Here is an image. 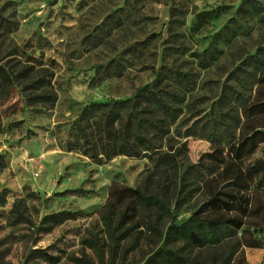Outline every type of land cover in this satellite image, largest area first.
Masks as SVG:
<instances>
[{"label":"rangeland","instance_id":"obj_1","mask_svg":"<svg viewBox=\"0 0 264 264\" xmlns=\"http://www.w3.org/2000/svg\"><path fill=\"white\" fill-rule=\"evenodd\" d=\"M256 1L259 8L247 0H0L4 17L0 22L4 126L0 154L8 162L0 172V189L9 190L8 203L0 207V237L11 233L1 247L7 250L0 255V264H23L29 249L36 248L60 255L56 264H102L81 240L88 230L102 229V218L110 208L125 214L127 224L137 226L133 235L143 232L124 264L141 262L160 239L145 223L165 229L170 219L159 211L141 209L136 196L141 192L165 195L175 220L181 223L209 195L197 183L189 184L185 192L195 190L175 210L178 166L197 164L207 176L221 183L233 181L243 192L262 188L264 137L257 134L264 130V70L251 101L240 108L242 124L230 147L185 136L186 127L177 122L170 125V133L159 141L156 151L137 157L120 155L95 164L80 150L68 149L71 125L84 105L129 97L154 78L153 70L166 56L172 64L188 61L186 67L198 73L199 80L223 79L244 50L264 42L260 23L261 17L264 22V0ZM120 8L138 22L125 20L117 28L109 27V36L93 42L98 27ZM171 9L182 24L169 27ZM111 60L123 67L121 76L93 84L98 67ZM49 93L56 99H48ZM44 95L38 102L30 99ZM209 95L214 96V91ZM203 109L196 106L198 112ZM188 115L182 114L181 119ZM16 121L21 122L19 126L8 127ZM81 186L89 189L85 196L64 193ZM29 191L40 199L36 203L40 217L63 210L80 215L50 233L10 225L7 217L16 199L33 204L27 198ZM210 205L220 209L215 201ZM243 251V264H264V248L245 247ZM104 264H110L107 254Z\"/></svg>","mask_w":264,"mask_h":264},{"label":"trees","instance_id":"obj_2","mask_svg":"<svg viewBox=\"0 0 264 264\" xmlns=\"http://www.w3.org/2000/svg\"><path fill=\"white\" fill-rule=\"evenodd\" d=\"M247 2L259 8L258 1ZM174 11L171 9L172 16ZM262 18L260 23L264 25ZM3 20L0 14V22ZM125 20L130 24L138 22L125 8L115 10L98 27L99 32L92 35V41L109 36L108 28H117ZM177 22L173 16L169 27ZM178 23L182 24V21ZM187 62L172 64L166 56L161 65L153 70L154 78L139 86L129 97L91 101L84 105L71 125L68 149L80 150L95 164L107 163L120 155L137 157L156 151L159 141L170 133V125L177 122L186 127L185 136L232 146L242 124L240 108L251 101L258 76L264 70V42L244 50V55L226 71L223 79L209 77L199 80V74L186 67ZM122 68L111 60L98 67L91 81L98 84L110 77H120ZM24 74L22 72L21 76ZM1 87L0 81V90ZM212 91L214 96L209 95ZM55 96L49 93L47 98L55 100ZM43 98H46L45 95L30 97L33 102ZM199 105L204 107L200 112L196 111ZM184 113L189 115L181 119ZM20 123L12 122L8 127H17ZM2 131L4 126L0 116V133ZM257 135L264 137V130ZM7 166L6 155L0 154V172ZM176 169L180 189L176 195L175 210L195 190L185 192L189 184L197 183L209 195L181 223L175 220L165 195L141 192L136 196L135 201L141 209L159 211L170 221L165 229L156 227L152 222L145 223V228L155 231L160 239L147 256L135 264H243L245 247L264 248V182L261 189L243 192L235 187L233 181L221 183L216 177L207 176L197 164L178 166ZM210 185L214 187L210 189ZM64 193L85 196L89 189L81 186ZM8 196V189H0V207L6 206ZM27 198L33 203L31 206L24 199H16L12 204L7 217L10 225L26 226L35 233H50L65 221L77 219L80 215L76 211L63 210L40 217V208L36 205L40 201L38 195L29 191ZM212 201L218 203L219 210L211 208ZM2 228L0 223V231ZM136 228L133 223L127 224L125 214L110 208L102 218V229L88 230L81 242L97 254L102 264L105 254L110 264H124L142 237L140 230L138 235H133ZM5 234L0 237V255L7 250L1 247L11 235ZM125 241L128 243L124 244ZM60 258V255L47 249H29L23 264H56ZM77 260L84 262L83 259Z\"/></svg>","mask_w":264,"mask_h":264},{"label":"built area","instance_id":"obj_3","mask_svg":"<svg viewBox=\"0 0 264 264\" xmlns=\"http://www.w3.org/2000/svg\"><path fill=\"white\" fill-rule=\"evenodd\" d=\"M38 174H39L38 172H37V173H35V175H36V176H38Z\"/></svg>","mask_w":264,"mask_h":264}]
</instances>
